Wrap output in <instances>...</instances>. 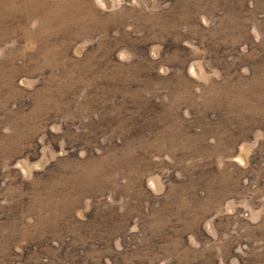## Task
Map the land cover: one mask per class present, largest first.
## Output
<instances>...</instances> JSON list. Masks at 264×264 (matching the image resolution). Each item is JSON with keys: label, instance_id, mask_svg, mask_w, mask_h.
<instances>
[{"label": "rangeland", "instance_id": "374dc122", "mask_svg": "<svg viewBox=\"0 0 264 264\" xmlns=\"http://www.w3.org/2000/svg\"><path fill=\"white\" fill-rule=\"evenodd\" d=\"M0 264H264V0H0Z\"/></svg>", "mask_w": 264, "mask_h": 264}]
</instances>
